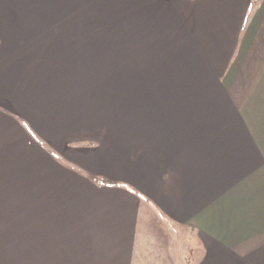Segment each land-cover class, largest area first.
<instances>
[{
    "label": "crops",
    "instance_id": "obj_1",
    "mask_svg": "<svg viewBox=\"0 0 264 264\" xmlns=\"http://www.w3.org/2000/svg\"><path fill=\"white\" fill-rule=\"evenodd\" d=\"M253 1L0 0V264H264V0L250 11ZM90 3L76 18L87 42L25 39L37 20ZM165 27L169 51L201 67L208 106L179 115L189 119L177 134H194L163 142V155L142 151L139 171L129 159L96 171L81 98L108 82L102 61H117L115 39L100 37ZM184 77L142 83L189 100L175 91Z\"/></svg>",
    "mask_w": 264,
    "mask_h": 264
},
{
    "label": "rangeland",
    "instance_id": "obj_2",
    "mask_svg": "<svg viewBox=\"0 0 264 264\" xmlns=\"http://www.w3.org/2000/svg\"><path fill=\"white\" fill-rule=\"evenodd\" d=\"M256 5H251L250 11ZM36 7L43 10L45 7L49 8L50 5L39 4ZM91 7L92 3L74 5L71 8L64 7L62 10L65 11L61 14L66 17L63 19L54 17L51 20H37L31 34L26 36L25 39L28 40V43L53 45H77L83 43V40L87 42L92 37L77 35L78 24L76 18L79 15L87 16L91 12L89 10ZM15 17L17 16L15 15ZM6 19L5 17L3 24H6ZM85 23L88 27L87 20ZM138 26L137 24V27L134 28L138 29ZM167 28L169 27L161 28L163 30L159 37H144L139 34L137 36L100 37L102 44H109L112 39H115L117 43V52L115 53L117 61H109L108 59L102 61V65H113L109 69H101V72L109 71L111 73V76L107 78L108 82L104 84L87 83L81 98L86 112L84 118L87 125L84 144H89L85 148L86 159L89 154L88 150L95 153L94 156L89 157H101L100 160L93 158L91 161L95 164L96 171L108 172V169L105 168L109 166V159H114L115 163L122 164V166H125V161L129 159L134 162V171H139L141 169L140 156L142 151H145V154L148 150L149 156L163 155V142L172 144L175 135H177L176 137L184 135V139H187L188 134H194L190 131H181L177 134V126L182 125L184 120L189 119V116L185 115L182 118L179 115L183 116L182 114L187 113L192 108L202 111L203 106H208L206 105L209 102L208 99L206 100V97H208L206 91L209 89L195 77L202 71L201 67L198 64L195 65L193 62H189V57L193 58L190 53H185L182 50H175L172 53L169 51L177 48L169 42L172 35L175 39L176 33L170 35L166 32ZM70 31H73L74 34L71 35ZM16 33H18L17 29ZM150 38H156L154 46H152L154 41L152 42ZM147 39L151 50L143 52L142 48L146 46ZM181 39L183 40L184 37ZM187 42V40L184 41L186 44ZM161 48H163L162 51L166 50V52H161L164 55L159 54L160 51L158 50ZM77 53L72 54L76 55ZM170 55H173V60L169 58ZM127 64H132V66L126 67ZM160 64L165 66L161 67ZM172 64L175 66H171ZM177 64H180V66L176 67ZM94 71L97 72L96 69L86 68V75H92ZM160 75L185 76L181 79L185 82L176 85L175 91L180 94L184 93L185 90L190 91L192 97L188 100L187 96H184L185 98L182 99L180 96L183 95L171 93L169 88L172 85L168 83H142V80L155 79ZM92 76L94 80L97 77V75ZM190 79L192 82H189ZM220 106L221 101H218L215 107L220 108ZM174 131H176V134H174ZM199 134L204 136V133ZM94 135L95 137H92ZM196 137L199 139L198 135Z\"/></svg>",
    "mask_w": 264,
    "mask_h": 264
},
{
    "label": "trees",
    "instance_id": "obj_3",
    "mask_svg": "<svg viewBox=\"0 0 264 264\" xmlns=\"http://www.w3.org/2000/svg\"><path fill=\"white\" fill-rule=\"evenodd\" d=\"M259 1H261V0H254L253 2H252V6L253 5H256L257 3H259ZM251 8V7H250Z\"/></svg>",
    "mask_w": 264,
    "mask_h": 264
}]
</instances>
